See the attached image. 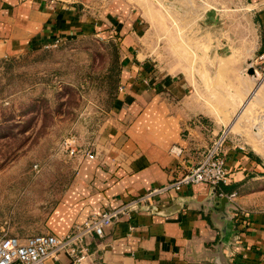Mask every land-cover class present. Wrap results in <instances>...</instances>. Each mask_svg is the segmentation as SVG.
Listing matches in <instances>:
<instances>
[{
    "label": "crops",
    "instance_id": "crops-1",
    "mask_svg": "<svg viewBox=\"0 0 264 264\" xmlns=\"http://www.w3.org/2000/svg\"><path fill=\"white\" fill-rule=\"evenodd\" d=\"M105 1L98 12H90L85 0H0V59L93 33L106 19L125 36V89H120L95 148L78 156L74 176L38 234L63 236L75 223L165 185L196 164L230 124V117L220 115L212 92L227 89L228 84L220 83V75L204 82L203 73L241 71L250 52L233 53V47L244 41L250 49L254 26L261 28L259 47L264 53V0L232 1L201 16V24H209L216 33L211 67L156 77L140 56L142 16L129 15L121 0ZM229 132V176L216 186V196H211L208 184L185 186L178 192L183 201L178 212L171 216L141 212L122 218L108 226L103 237L91 240L83 263L264 264V161ZM172 146L181 148L182 154L171 152ZM224 196L230 202L229 212L235 207L242 210L230 225L218 212ZM169 199L165 195L157 202ZM226 227V243L221 244ZM46 264L72 261L62 254Z\"/></svg>",
    "mask_w": 264,
    "mask_h": 264
},
{
    "label": "rangeland",
    "instance_id": "rangeland-1",
    "mask_svg": "<svg viewBox=\"0 0 264 264\" xmlns=\"http://www.w3.org/2000/svg\"><path fill=\"white\" fill-rule=\"evenodd\" d=\"M232 1L247 0H121V4L129 15L142 16L140 56L157 77L201 66L208 70L214 64L216 33L209 24H201V16ZM105 2L84 4L98 12ZM104 22L93 33L0 59V237L43 231L76 172L78 156L95 148L108 124L127 61L125 36L116 33L110 19ZM252 30L250 49L244 41L233 47V53L250 52L241 71L205 72L203 79L214 81L220 75V83L228 84L227 89L212 92L220 115L230 117L229 135L264 161V94L262 88L256 90L261 79L264 85L261 28ZM250 66L257 75L249 73Z\"/></svg>",
    "mask_w": 264,
    "mask_h": 264
},
{
    "label": "built area",
    "instance_id": "built-area-1",
    "mask_svg": "<svg viewBox=\"0 0 264 264\" xmlns=\"http://www.w3.org/2000/svg\"><path fill=\"white\" fill-rule=\"evenodd\" d=\"M259 60H264V53L260 54ZM262 72L264 77V69ZM227 139L228 131H224L207 147L202 158L186 168L177 178L165 185L152 187L115 208L90 216L84 222L75 223L63 236L52 233L27 237L1 236L0 264H46L49 259L58 260L62 254L67 255L72 264H84V259L90 253L91 240L103 237L105 229L122 218H132L139 206L162 200V196L171 195L172 191L178 193L185 186L194 184L219 186L225 182L229 176L226 162ZM170 151L178 155L182 154V149L177 146H172ZM71 153L74 154L75 150L72 149ZM86 154L92 155L88 152ZM240 212H242L241 208L237 214Z\"/></svg>",
    "mask_w": 264,
    "mask_h": 264
},
{
    "label": "water",
    "instance_id": "water-1",
    "mask_svg": "<svg viewBox=\"0 0 264 264\" xmlns=\"http://www.w3.org/2000/svg\"><path fill=\"white\" fill-rule=\"evenodd\" d=\"M247 63L250 64V59H248ZM249 73L251 75H257V71L255 70V68L253 66L249 67ZM260 81H259V83H260ZM259 83L257 84V86L259 85ZM253 91H252V93H253ZM210 186L213 189L211 196H216V193H217L216 186H214V185H210ZM178 197H179L178 193L175 191H172L171 195H170V199L168 201H163V202L155 201L149 205L139 206L136 209V213L147 212V213L158 214V215H163V216H171L174 213L178 212L183 205V201L181 200V198H178ZM229 203L230 202L228 200V197L224 196L221 199V205H220V208L218 210V212L222 215V218L228 223V225H230V223L234 219L236 213L239 212V210H240L239 207H235L233 212H229L227 210ZM227 229H228L227 227L225 229H223V234H222L223 238L221 239V242H220L221 244L226 243V237L228 235Z\"/></svg>",
    "mask_w": 264,
    "mask_h": 264
},
{
    "label": "bare ground",
    "instance_id": "bare-ground-1",
    "mask_svg": "<svg viewBox=\"0 0 264 264\" xmlns=\"http://www.w3.org/2000/svg\"><path fill=\"white\" fill-rule=\"evenodd\" d=\"M261 83V82H260ZM261 88H262V93L264 94V85H262V83L260 84V85H258L257 86V89L256 90H258V89H260L261 90ZM263 97V96H262ZM259 103V102H258Z\"/></svg>",
    "mask_w": 264,
    "mask_h": 264
}]
</instances>
